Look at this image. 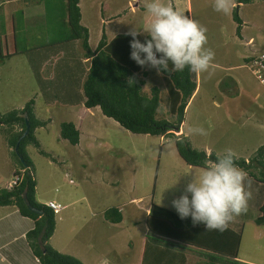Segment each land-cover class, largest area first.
<instances>
[{
  "label": "rangeland",
  "instance_id": "1",
  "mask_svg": "<svg viewBox=\"0 0 264 264\" xmlns=\"http://www.w3.org/2000/svg\"><path fill=\"white\" fill-rule=\"evenodd\" d=\"M149 2L80 0L81 24L89 29L90 47L96 50L103 32L113 37L118 33L127 34L133 28L141 31L144 42L152 22L146 9ZM160 2L202 25L207 30L206 47L214 52L213 68L197 74V90L186 109L183 131L175 135H185L194 149L208 155L213 153L220 157L231 149L238 159L250 161L264 146V70L258 73L260 68L255 64L264 55V0L250 4H237L233 0L235 6L228 15L214 10V0ZM235 8L242 20L239 35L238 25L233 20ZM68 17L67 0H0V40L4 57L0 59V115L20 111L33 99L36 118L47 122L46 126L35 130L40 148L29 145L25 151L34 165L36 199L43 204L55 199L64 207L56 214L57 225H64L62 217L67 213L73 217L77 212L81 216H74L71 229L75 225L87 227L67 250L74 253L76 259L90 260L91 256L100 255L123 264L132 256L133 249L134 262H138L143 239L148 235L146 213L140 207L146 208L153 203L178 216L172 200L184 193L193 176L199 177L203 168L185 164L176 151L174 140L169 137L132 134L104 116L100 109L85 110L82 83L89 62L84 58L82 44L75 41L52 45L61 42L69 32ZM74 54V65L81 62L83 72L75 67L72 79L60 77L62 69L71 65L67 62L68 56ZM154 70L144 67L143 71L150 73L145 78L144 91L149 94L151 88L158 85L164 100L165 83L156 71L152 72ZM139 74L143 77L142 72ZM70 91L73 101L69 100ZM75 102L79 103L74 105ZM159 111L158 120L164 118L162 120L173 122L167 114L165 100ZM62 123L78 126L77 146L60 138ZM198 128L205 129L207 134H198L195 131ZM5 137L6 134H0L2 183L10 181L11 173L9 154L12 149ZM15 171L11 181L18 178ZM259 171L255 168L251 172L260 179ZM246 173L251 179L246 186L251 193L247 211L230 224L239 223L240 226L238 261L264 264V226L255 223L263 192L262 188H255V177ZM81 197L85 199L80 200ZM134 198L142 201L131 202ZM77 200L80 201L75 203ZM111 207L124 211L122 225L105 223L101 212ZM135 220H140L136 227ZM55 233L61 236V228ZM130 243L133 248L128 247ZM79 244L96 249H79ZM31 261L36 264L34 257ZM193 261L210 263L208 260L203 263L197 256ZM219 264L233 263L224 259Z\"/></svg>",
  "mask_w": 264,
  "mask_h": 264
},
{
  "label": "trees",
  "instance_id": "2",
  "mask_svg": "<svg viewBox=\"0 0 264 264\" xmlns=\"http://www.w3.org/2000/svg\"><path fill=\"white\" fill-rule=\"evenodd\" d=\"M255 0H236L237 4H250ZM69 32L61 42L52 45L72 44L80 41L85 51L84 58L88 59V70L82 85L83 106L85 110L100 109L107 118L113 119L125 130L136 135H148L154 137H166L174 140L176 151L185 164L191 167L204 168L206 162L215 161L219 156L207 154L205 151L196 150L185 135L176 136L180 132L186 118V109L197 90V74L187 68L183 72H157L161 76L166 87L165 106L167 114L173 118V122L158 120V111L164 102L161 87L154 85L149 94L145 93V78L149 72H142L133 60L130 59L131 37L120 34L108 42L106 32L95 51L90 47L89 29L81 24L82 14L80 0H67ZM233 20L237 23V34H240L242 20L238 10L233 11ZM189 17V16H188ZM190 18V17H189ZM105 31V30H104ZM139 40L140 36L137 37ZM150 37H147L148 39ZM0 40V59L2 54ZM50 45V46H52ZM58 46V45H57ZM67 65L62 69L60 77L72 79L76 70L83 72L81 62L74 65L75 54L69 55ZM171 69V65H169ZM78 72V73H79ZM142 72V76L139 73ZM69 83L70 84V80ZM69 100L74 99L72 91L69 92ZM67 95V96H68ZM79 102L73 103L74 105ZM35 101L32 99L25 107L18 111H12L6 115H0V134H6V142L10 149L11 159L14 161L20 182L11 191L0 190V206L14 205L18 208L22 217L34 221V228L26 235L27 245L32 256L39 264H83L78 259L64 255L55 250L50 241L56 230V214L36 200L37 183L33 176V163L29 158L26 147L33 145L39 149L40 144L35 137V130L46 126V121H39L34 114ZM72 105V104H71ZM160 112V111H159ZM26 118L30 123V132L19 146V154L22 162L15 152L16 145L26 131ZM18 128V130L15 129ZM60 138L77 146L80 140L79 130L73 123H62L60 126ZM44 156H49L40 151ZM235 164L244 172L259 169L260 179L256 182L264 185V146L261 147L250 161L235 157ZM24 197L36 209L44 212L39 216L31 212ZM260 216L255 220L258 226H264V202L259 209ZM105 219L112 224H120L123 220L120 208L112 207L104 212ZM149 234L143 243V257L141 264H186V256L182 250H194L207 258L209 264H219L224 259L233 264H244L237 260L238 248L241 243V235L227 228L223 232L206 231L203 224L193 225L191 218L181 220L174 212L152 204L149 216L146 219ZM156 243H163L159 246ZM181 251H179L180 249Z\"/></svg>",
  "mask_w": 264,
  "mask_h": 264
},
{
  "label": "clouds",
  "instance_id": "3",
  "mask_svg": "<svg viewBox=\"0 0 264 264\" xmlns=\"http://www.w3.org/2000/svg\"><path fill=\"white\" fill-rule=\"evenodd\" d=\"M234 6L233 0H214V10L225 15ZM146 9L152 17L147 29L150 38L141 42L137 38L141 31L135 28L127 33L132 38L131 60L158 73L183 72L187 68L202 74L213 68L214 52L206 47L207 30L202 25L160 0H150ZM195 131L207 134L203 128ZM10 183L8 191L18 185L9 187ZM250 183L247 173L236 166L235 153L228 149L215 161L206 162L199 177L193 176L184 193L172 200V207L181 220L191 218L194 226L203 224L206 231L223 232L235 217L247 211L251 193L246 186Z\"/></svg>",
  "mask_w": 264,
  "mask_h": 264
},
{
  "label": "crops",
  "instance_id": "4",
  "mask_svg": "<svg viewBox=\"0 0 264 264\" xmlns=\"http://www.w3.org/2000/svg\"><path fill=\"white\" fill-rule=\"evenodd\" d=\"M105 30V29H104ZM122 34V33H120ZM115 34L113 37H107L108 38V42H110L113 38H115L116 36L120 35ZM107 35V33H106ZM141 38L142 36L139 35ZM148 36L146 35V38ZM143 39V38H142ZM141 41V39H140ZM142 42V41H141ZM93 50V49H92ZM95 51V50H93ZM83 64H86L84 61H82ZM88 63V61H87ZM144 70V67H142L141 71ZM194 97V96H193ZM88 111H92V110H88ZM76 126V125H75ZM76 128L79 130L78 126H76ZM182 127H181V133H182ZM10 156V154H9ZM8 158V157H7ZM6 158V160H7ZM11 158V156H10ZM3 163V162H2ZM6 163L9 164V161H7ZM5 163V164H6ZM5 164H3L2 167L5 166ZM11 167V173L10 175V181L12 180L13 177V172L16 170V166L14 164V161L11 159V164L9 165ZM251 178V177H250ZM251 180V179H250ZM10 181H5V183L1 182V176H0V183L2 184V186H0V190L5 189L7 187V184ZM3 184H5V187H3ZM72 184V182H71ZM255 188H262V192H263V198L261 199V202L259 204L258 207V211L260 209V207L262 206L263 202H264V185L261 183L256 182V185H254ZM37 189V188H36ZM37 191V190H36ZM85 199L84 197H81L80 200ZM38 201V203H42V200H39L38 198L36 199ZM75 201V203H77L78 201ZM53 202H55V199L51 200ZM49 201V202H51ZM141 202L142 199L141 198H134L131 200V202ZM48 202V203H49ZM153 204V203H152ZM43 205H47V204H43ZM112 208V207H111ZM119 208V207H116ZM141 210L146 213V219L150 214L152 205L145 207H140ZM89 208H87L88 210ZM109 209V208H108ZM107 210V209H106ZM106 210H103L101 213L104 214V212ZM120 211L122 212V216H123V220L120 223L121 225L123 224V221L125 219L124 217V211H122V209L120 208ZM74 216H81V213H75L73 215V217L71 216V214L67 213L64 217H62L63 219V226H58L56 222V229H60L61 228V236L57 237V233H54L51 241H50V245L57 250L58 252L62 253V254H66L68 256H72L74 258H76V256H74V253L72 254V252L68 251L67 248L70 247L72 245V242L76 240V238L79 236V233L82 231L83 228H87L86 226H82V225H78V226H74L71 229V225H74ZM260 216V214H259ZM79 217L77 218V221H79ZM105 223L108 224H112L110 222H108L105 217L103 218ZM61 220V219H59ZM134 220V219H133ZM103 223V224H105ZM140 223V220L138 221H133L134 227L138 226ZM146 223V220H145ZM120 224H112V225H120ZM34 228V221L26 218V217H22L19 213V210L16 206L11 205V206H0V264H33V262L31 261V257L32 253L30 248L27 245V241H26V235L29 231H31ZM228 228L230 230H232L234 233H239L240 230V226L239 223H232L229 224ZM91 230L92 227L90 228ZM146 229H147V234H149L148 231V227L146 225ZM146 237V236H145ZM61 238L60 240H57ZM145 239V238H144ZM143 239V241H144ZM143 243L142 242V248H141V254H140V258L138 260V262H134L136 259H134V250L132 249L131 253L132 256L126 259V262H123V264H141V258L143 257ZM159 244V246H164L163 243H156ZM79 249H96L95 247H92L91 245L87 246V244H79ZM129 248H133V244L130 243ZM180 249V248H179ZM182 249H180L179 251H181ZM73 251V248L72 250ZM185 253L186 256V264H199L198 261L194 262L193 261V257H198L200 260L203 261V263L207 260V258H204L203 256H201V254H199L197 251H192V250H182ZM239 255V254H238ZM189 256H191V261H188ZM128 257V256H127ZM79 261H81L83 264H122L121 262H119L118 260H110L109 258H104L101 257L100 255H93L90 257L89 259H80L79 257L77 258ZM239 259V256L237 258V260ZM244 261V260H242ZM38 263V261L36 260V264Z\"/></svg>",
  "mask_w": 264,
  "mask_h": 264
},
{
  "label": "water",
  "instance_id": "5",
  "mask_svg": "<svg viewBox=\"0 0 264 264\" xmlns=\"http://www.w3.org/2000/svg\"><path fill=\"white\" fill-rule=\"evenodd\" d=\"M25 120H26V125H27L26 131L24 132V134H23V135L21 136V138L19 139V141H18V143H17V145H16V148H15V152H16L17 156L20 158V160H21L22 162H24V160L22 159V157H21L20 154H19V146H20L21 141H22L25 137L28 136V134H29V132H30V128H31V127H30V123H29L28 118H26ZM24 202H25L27 208H28L31 212H33V213H35V214H37V215H39V216H43L44 212H42V211H40V210L34 208V207L29 203V201L27 200L26 197H24Z\"/></svg>",
  "mask_w": 264,
  "mask_h": 264
},
{
  "label": "built area",
  "instance_id": "6",
  "mask_svg": "<svg viewBox=\"0 0 264 264\" xmlns=\"http://www.w3.org/2000/svg\"><path fill=\"white\" fill-rule=\"evenodd\" d=\"M255 64L260 68L258 73L261 74L262 70H264V55L261 57V59L256 60ZM18 181H19V178L15 179L14 181H12V183H10L9 187H14L15 185H17ZM47 207L49 209L53 210V212L56 214L64 209V207L61 204H58V203L53 202V201L47 203Z\"/></svg>",
  "mask_w": 264,
  "mask_h": 264
}]
</instances>
